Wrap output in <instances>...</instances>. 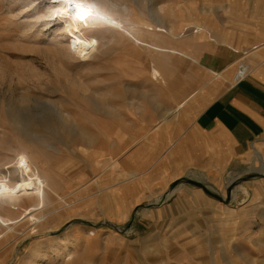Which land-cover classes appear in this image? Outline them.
<instances>
[{
    "label": "rangeland",
    "instance_id": "obj_1",
    "mask_svg": "<svg viewBox=\"0 0 264 264\" xmlns=\"http://www.w3.org/2000/svg\"><path fill=\"white\" fill-rule=\"evenodd\" d=\"M117 1L128 6L133 21L181 47L184 37L208 34L207 26L189 19L204 12V3L223 0ZM50 5L0 0V164L16 165L26 153L63 193L79 190L78 196L87 197L18 246L1 237L6 230L0 227V264H264L261 164L233 169L218 185L199 179L205 187L197 191L201 198L192 192L197 186L182 180L131 204L119 190L132 182L125 171V147L114 153L122 134L110 133L107 140L97 130L72 133L66 128L77 129L73 118L85 126L102 116L123 122L124 106L152 86L154 55L123 41L83 61L67 49L66 23L51 19ZM169 58L158 66L160 81L169 82L171 92L185 86L192 63L178 55ZM67 112L72 119L64 116ZM107 149L114 152L107 156ZM99 157L107 159L103 167L96 164ZM110 157L118 166L110 165ZM186 187L191 192L182 190Z\"/></svg>",
    "mask_w": 264,
    "mask_h": 264
},
{
    "label": "crops",
    "instance_id": "obj_2",
    "mask_svg": "<svg viewBox=\"0 0 264 264\" xmlns=\"http://www.w3.org/2000/svg\"><path fill=\"white\" fill-rule=\"evenodd\" d=\"M202 8L189 23L207 26L208 34L181 43L197 58L183 57L192 63L185 86L170 92L169 82L154 84L149 78L147 94L124 106L120 145L105 151L117 155L125 147V171L134 179L119 190L131 204L182 180L197 186L192 192L201 198L197 191L205 187L199 179L218 185L233 169L255 162L264 173V0L212 1ZM242 62L247 71L238 76ZM158 89L163 95L154 93ZM147 132V140L132 145ZM107 187L114 191L110 183Z\"/></svg>",
    "mask_w": 264,
    "mask_h": 264
},
{
    "label": "bare ground",
    "instance_id": "obj_3",
    "mask_svg": "<svg viewBox=\"0 0 264 264\" xmlns=\"http://www.w3.org/2000/svg\"><path fill=\"white\" fill-rule=\"evenodd\" d=\"M45 1H50L51 5L48 12L51 11V14L53 13L51 19L54 20L55 17V20L62 18L66 23V27H63L62 30L67 28L66 30L69 32L71 40L67 42V49L70 53L83 61L93 59L100 52L102 47H107L118 42L123 43V41L124 43L128 42L129 45H132V48L141 49L154 55L151 57L149 78L153 82H160L162 72L158 65L168 63V58L171 55H178L182 58L184 57L195 61L197 59L193 56H188L187 52L184 51L182 47L174 46L172 42L166 38L154 33L147 25L133 21L129 16L128 6L117 0H95V5L87 3L93 0H87V2L82 0L83 9L89 10L83 19L76 11L74 5L70 7L64 0ZM41 16L46 17L48 15L44 13ZM91 18L94 19L90 20ZM106 23L110 25H106ZM97 25L102 28L100 30H95ZM92 27H94V29H92ZM87 28H90V31ZM159 54H163V57L157 56ZM241 66L242 68H238V76L244 75L247 71L246 64H242ZM185 103L186 100L184 102L181 101L176 110ZM119 112L120 111H118L117 114H119ZM70 114L72 113L67 112L64 113V116L69 117ZM69 118L72 119V117ZM164 118H166V116H163V119ZM73 119L75 128L77 129L74 130L66 125V128L70 132L73 133L77 131L83 133L84 130H97L101 134H105L107 140H109L108 134L110 133L116 135L115 132H117L118 137V133H120L123 124V122L120 121L110 122L105 116H102V119L95 124L92 122L90 126L82 125L77 119ZM148 133L149 132L139 139H133L132 145L147 140ZM107 140H102L101 143ZM115 144L118 143L113 141L114 146ZM113 158L114 157H110L108 159L111 160ZM106 160L107 159L99 157L96 160V164L99 167H103ZM110 160L108 161L111 162ZM7 164H11V161H7ZM110 165L115 167L118 166L117 159H113ZM95 178L94 182L98 181L99 177L97 175ZM128 178L134 177L132 175ZM128 178L126 180H128ZM62 189L63 187L58 181H54L50 176L44 174L34 157L26 153H22V158L16 165L11 164L1 167L0 164V227L4 226L6 230L5 234L1 237L6 238L11 244L13 241L17 242L16 244L14 243V246H18L22 239H26L30 235H41V232L50 221L64 215L74 205L79 204L87 197L78 196L79 190L63 193V191H61ZM100 190L104 191L105 189L100 188ZM38 254L39 252L35 253V255ZM33 263V260H31L28 264Z\"/></svg>",
    "mask_w": 264,
    "mask_h": 264
},
{
    "label": "snow or ice",
    "instance_id": "obj_4",
    "mask_svg": "<svg viewBox=\"0 0 264 264\" xmlns=\"http://www.w3.org/2000/svg\"><path fill=\"white\" fill-rule=\"evenodd\" d=\"M65 3H68L71 6H75L76 11L81 15V18L83 19L87 13L86 9H83L82 0H64Z\"/></svg>",
    "mask_w": 264,
    "mask_h": 264
},
{
    "label": "water",
    "instance_id": "obj_5",
    "mask_svg": "<svg viewBox=\"0 0 264 264\" xmlns=\"http://www.w3.org/2000/svg\"><path fill=\"white\" fill-rule=\"evenodd\" d=\"M260 175H262L263 173H259ZM110 225H112V226H114V227H117L116 225H114V224H110Z\"/></svg>",
    "mask_w": 264,
    "mask_h": 264
},
{
    "label": "built area",
    "instance_id": "obj_6",
    "mask_svg": "<svg viewBox=\"0 0 264 264\" xmlns=\"http://www.w3.org/2000/svg\"><path fill=\"white\" fill-rule=\"evenodd\" d=\"M242 65V64H241ZM242 68V66H240Z\"/></svg>",
    "mask_w": 264,
    "mask_h": 264
}]
</instances>
